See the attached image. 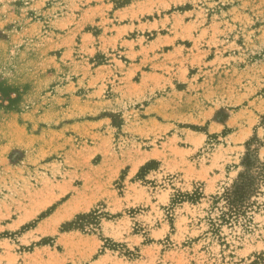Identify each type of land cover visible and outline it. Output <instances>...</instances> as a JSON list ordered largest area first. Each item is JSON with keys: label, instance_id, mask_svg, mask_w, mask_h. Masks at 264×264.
Instances as JSON below:
<instances>
[{"label": "rangeland", "instance_id": "rangeland-1", "mask_svg": "<svg viewBox=\"0 0 264 264\" xmlns=\"http://www.w3.org/2000/svg\"><path fill=\"white\" fill-rule=\"evenodd\" d=\"M0 264H264V0H0Z\"/></svg>", "mask_w": 264, "mask_h": 264}]
</instances>
